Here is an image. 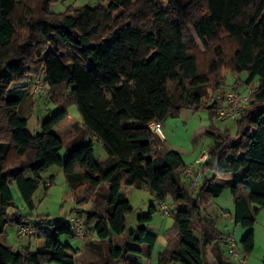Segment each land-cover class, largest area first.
<instances>
[{
  "label": "trees",
  "instance_id": "1",
  "mask_svg": "<svg viewBox=\"0 0 264 264\" xmlns=\"http://www.w3.org/2000/svg\"><path fill=\"white\" fill-rule=\"evenodd\" d=\"M40 1L35 13L28 0H0V264H75L78 253L91 258V264H142L140 258L151 256L157 239L147 227L157 206L150 205L124 235L125 243L116 246L112 238L126 232L132 211L123 185L147 188L157 201L171 197L174 224L167 232L178 238V247H166L157 264H208V247L218 264H233L221 252L225 236L212 220L201 218L202 205L228 184L234 221L246 230L239 242L245 259L255 244V215L264 208V0H107L104 5L97 0L62 12L50 8L57 0ZM188 26L205 49L203 65ZM220 33L234 43L227 61L221 44L213 42ZM229 71L245 72V90L256 88L233 119L235 139L213 122L204 131L212 142L203 177L192 189L182 155L147 125L178 115L182 107L205 106L214 120L221 102L208 100ZM40 74L49 87V102L59 109L40 123L39 133L29 134L18 108L29 94L24 81ZM71 103L91 139L62 161L56 131ZM129 120L140 124L123 125ZM93 139L101 143L105 160L95 157ZM53 165L61 168L72 191L89 187L86 195L74 196L76 211L85 215V251L60 241L62 235L75 237L70 221L33 220L17 210L8 215L11 186L32 210L34 193L51 181H44L42 173ZM224 173L236 176L213 182ZM195 217L204 224L199 234ZM8 222L32 224L33 245L14 250L6 237Z\"/></svg>",
  "mask_w": 264,
  "mask_h": 264
},
{
  "label": "rangeland",
  "instance_id": "2",
  "mask_svg": "<svg viewBox=\"0 0 264 264\" xmlns=\"http://www.w3.org/2000/svg\"><path fill=\"white\" fill-rule=\"evenodd\" d=\"M97 0H57L55 3H52L51 10L53 12H62L68 6H81L85 4L93 5ZM29 4L34 9L35 13H38L40 10V0H28ZM107 0H100L101 4H105ZM119 11L113 13L112 18H115L118 15ZM189 33L192 35L194 42L197 46V54L199 56L200 64L203 65V59L200 58L201 53L204 52V47L200 43L199 39L195 35L191 26L187 27ZM20 35L25 34V29L19 30ZM214 43H220L222 46V57L227 61V57L232 52L234 48V43L225 34L220 33L214 40ZM40 74L38 77L28 78L26 84L29 87V94L26 99L21 103L18 108L19 114L27 118V125L25 131L29 134L39 133L40 123L44 121L49 115L55 113L59 108L55 103L49 102L47 94L49 92V87L45 83V93L44 92H35L32 84L36 78L41 77ZM246 77V73L240 75H233L230 71L226 73L224 84L220 89L215 90V93H223L226 91H239L244 92L245 85L243 79ZM67 110L69 113L68 118L60 124L56 134L62 141V148L59 152L60 159L65 161L70 154L73 152L75 147L81 143V141H89L91 137H85L84 127L80 120V115L77 109V106L74 103L67 105ZM213 122V125L220 131L227 130L229 135L232 138H236L237 135V126L234 120H211L209 115V110L205 106L198 107H182L178 115H169L163 121L162 131L164 136L163 139L165 144L170 149L180 153L184 159L186 166L197 167L195 160L198 156L201 155L204 151H208V148L212 142L210 137L204 136V131L208 128L210 123ZM139 125L140 122L137 120L124 121L123 125ZM167 127V128H166ZM84 139V140H83ZM93 147L95 157L101 161L105 160L107 155L100 142L93 139ZM194 162V163H193ZM42 179L44 181H50L47 186L41 184L38 190L34 193L33 203L34 208L32 210L28 209L24 204L22 198L20 197L17 188L15 185L11 186V191L13 194V207L7 210L8 215L11 217L14 212L17 210L23 217H28L33 220L38 217H50L58 218L62 221H70L75 225H79L80 229L75 237L81 238V232L83 231L82 222L85 219V215L77 212L79 214L76 219L71 220L70 216L73 208H76L74 201V196L86 195L89 191L87 184H83L78 187L76 190L72 191L69 185L67 184L64 174L61 168L57 165L49 167L46 171L42 173ZM225 182L219 181L218 183ZM197 185V184H196ZM195 186H190V188H195ZM121 191L125 194L127 200L132 206V211L126 217V232L121 236H115L112 238L116 246L125 243L124 235L131 230L135 229L138 225V217L141 215H146L150 205L157 206L158 201L155 199L153 193H151L147 188H134L130 185H123ZM169 207H172L171 197L165 199ZM213 202L222 206V215L220 216V211L215 206L210 208V214L212 216V221L216 226L219 233L225 235L234 234V239L239 245L241 235L243 233V228L238 224L236 229H233V222L230 219L228 213L233 214V201L228 184H225L224 190L218 196L213 198ZM256 207V205L254 206ZM194 224L197 227L199 222L194 218ZM35 221L32 222L34 224ZM174 224V219L172 216L163 214L158 206L157 211L152 215V220L148 223V231L157 235V245L155 247V254L158 249L163 247V234L164 231L167 232ZM15 227L16 225L13 222H8L5 225V232L7 239L12 243L14 250H21L24 247L28 246L31 237L26 235L24 237H17L20 242L23 241V246H20V242L15 238ZM82 228V231H81ZM255 231H262L264 233V208H259L257 214L255 215ZM197 234V231H196ZM74 238H71L66 235L60 237L62 243H67L73 241ZM173 241L177 244L178 239L174 236ZM225 246V245H224ZM33 248V246H32ZM227 250V249H226ZM227 252V251H226ZM243 255V254H242ZM84 256V255H82ZM230 258V257H229ZM231 260V258H230ZM233 264H238L239 262L231 260ZM43 264H56L55 262H44ZM243 264H264V241H257L254 244V248L250 254L245 255V261Z\"/></svg>",
  "mask_w": 264,
  "mask_h": 264
},
{
  "label": "built area",
  "instance_id": "3",
  "mask_svg": "<svg viewBox=\"0 0 264 264\" xmlns=\"http://www.w3.org/2000/svg\"><path fill=\"white\" fill-rule=\"evenodd\" d=\"M32 87L35 92H44L45 93V81H44V74L41 75V77L36 78L33 81ZM256 87L248 88L244 92L239 91H226L223 93H215L208 102L210 104L214 102H221V105L217 107L216 113H215V120H226V119H235L239 117L245 108L248 105L250 94L255 90ZM152 132H155L158 134L161 138H163V131H162V125L158 122H150L147 125ZM208 159V153L204 152L203 156L196 160V164L198 165L196 168L194 166H186L183 169V173L185 178L188 180V184L190 186H195L198 184L202 177H203V168L202 164ZM200 165V166H199ZM159 210L167 215L169 212V205L166 202V200L158 201L157 204ZM76 219V217H72L71 220ZM72 223V222H71ZM74 233L77 234L79 231V225H75L72 223ZM82 231V228H81ZM34 233V227L32 224H21L16 225L15 228V234L17 237H24L26 235H33ZM83 231L81 232L82 237ZM227 244V255L234 261L244 263L245 259L243 257V253L239 246H237L235 239L233 236H228L226 240Z\"/></svg>",
  "mask_w": 264,
  "mask_h": 264
},
{
  "label": "crops",
  "instance_id": "4",
  "mask_svg": "<svg viewBox=\"0 0 264 264\" xmlns=\"http://www.w3.org/2000/svg\"><path fill=\"white\" fill-rule=\"evenodd\" d=\"M161 125L163 126V122L161 123ZM167 128V127H166ZM166 138V136H164V134H163V138ZM162 138V139H163ZM165 141H166V139H165ZM204 152H206V153H208L207 151H204ZM203 152V153H204ZM203 153H201V155L200 156H198L197 157V159L196 160H198V159H200L202 156H203ZM184 160V159H183ZM196 160H195V162H196ZM194 163V162H193ZM185 165H187V164H185ZM198 166V165H197ZM200 166V165H199ZM202 166V165H201ZM203 168V167H202ZM207 173V175L208 174H210V172H206ZM205 173V174H206ZM236 176V174H230V173H224V174H220V175H218L214 180H213V182L214 183H218L219 181H223V180H227V179H229L230 177H235ZM186 179V178H185ZM186 181L188 182V180L186 179ZM48 184V183H47ZM105 186H107L106 184H104ZM190 186V185H189ZM123 187V186H122ZM121 187V188H122ZM121 188H120V190H121ZM232 201H233V199H232ZM214 206L217 208V209H219V210H221L220 211V216L221 217H226L225 215L223 216L222 215V211H224L223 209H222V206L221 205H219V204H217V203H214L213 202V199L212 200H210L209 202H207V203H204L203 205H202V214H201V218H203V217H207V219L208 220H212L213 218H212V216H211V214H210V208H214ZM233 213H234V205H233ZM228 215H229V217H230V219L232 220V222H233V229H236L237 228V225L238 224H236L235 223V221H234V218H233V214H231V213H228ZM78 217L79 216V214L77 213V211H76V209L75 208H73V210H72V213H71V216H70V219L72 218V217ZM196 218V217H195ZM198 219V218H196L197 220H198V222L200 223L199 224V226L197 227V230H196V227H195V232L197 231V234H199V233H201V231L203 230V222H202V219ZM16 228V227H15ZM254 229V228H253ZM243 231V233H242V237H243V235L245 234V232H246V230H242ZM161 235H162V237H163V247H162V249L160 250V249H158V251L156 252V254H155V247H156V245H157V239H156V242H155V245H154V248H153V251H152V254H151V256L148 258V257H141L140 258V262L142 263V264H157V260H158V256H159V254L166 248V247H172V248H177L178 247V242H177V244L173 241V238H174V236H170L169 234H168V232H166V231H164L163 232V234L161 233ZM15 236V238H17V236H16V234L14 235ZM229 236H233L234 237V234L232 233L231 235H229ZM241 237V238H242ZM254 237H255V242H257V241H264V233H262V231H255L254 230ZM74 239H73V241H69V243H71L72 245H74V246H78V247H81L82 248V251H85V249L87 248V247H85V245H84V243H83V241H82V239L81 238H77V237H73ZM227 238H228V235H225V239L227 240ZM235 238V237H234ZM178 239V238H177ZM17 240L20 242V240L17 238ZM23 241L24 240H22L21 242H20V246H23ZM92 243L93 244H97V240L95 239V238H93V240H92ZM90 245V244H89ZM225 245V246H224ZM91 246V245H90ZM226 249H227V244H226V242H224L223 243V245L221 246V252H222V254H223V257L224 258H226V259H229L230 260V258H229V256L227 255V252H226ZM206 260H207V262H208V264H218V261H217V259H216V257L214 256V253H213V251L208 247L207 248V255H206ZM232 260V259H231ZM92 263V259L91 258H87L86 256H82L81 255V253H78L76 256H75V264H91Z\"/></svg>",
  "mask_w": 264,
  "mask_h": 264
},
{
  "label": "water",
  "instance_id": "5",
  "mask_svg": "<svg viewBox=\"0 0 264 264\" xmlns=\"http://www.w3.org/2000/svg\"><path fill=\"white\" fill-rule=\"evenodd\" d=\"M210 107V106H209Z\"/></svg>",
  "mask_w": 264,
  "mask_h": 264
}]
</instances>
